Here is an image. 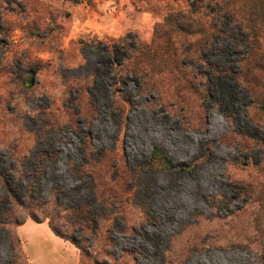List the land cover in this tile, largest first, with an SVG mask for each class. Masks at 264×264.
Wrapping results in <instances>:
<instances>
[{
	"label": "rangeland",
	"instance_id": "obj_1",
	"mask_svg": "<svg viewBox=\"0 0 264 264\" xmlns=\"http://www.w3.org/2000/svg\"><path fill=\"white\" fill-rule=\"evenodd\" d=\"M0 264H264V0H0Z\"/></svg>",
	"mask_w": 264,
	"mask_h": 264
},
{
	"label": "trees",
	"instance_id": "obj_2",
	"mask_svg": "<svg viewBox=\"0 0 264 264\" xmlns=\"http://www.w3.org/2000/svg\"><path fill=\"white\" fill-rule=\"evenodd\" d=\"M245 22L248 23L247 20H245ZM250 33H251V32H250ZM251 34H252V33H251ZM138 47H139V46H138ZM140 49H142V48H139V52H140ZM139 52H138V53H139ZM32 79H33L32 75L28 76V78H27V80H26V83L29 84V85H31V81H32ZM151 158H152V160H153L154 162L157 161V159H158V162L163 166V169H164V170L171 168V165L169 164L168 161H166L164 154H163L159 149H154V150H153ZM133 184H134V182H133ZM5 186H6V185H5ZM103 186H104V185H103ZM105 186H107V185L105 184ZM6 188H7L8 194H9V196H8L9 201L12 202V204H15V205H19V206H21V205H22V202H21L22 200L20 201V199H19L18 197L15 196V194L11 191L10 188H8V186H6ZM120 191H122V189H120ZM120 191H119V192H120ZM105 194H106V192H105ZM27 196L29 197V195H27ZM56 196H57V195H56ZM106 196H107V194H106ZM28 197H27V198H28ZM10 211H11V210H10ZM65 213H68V214L72 215L73 217H75V218H76V221H75V222L80 223V225H81L83 228L86 229V233H92V228L94 227V224H95V222H94V217L92 216V214L90 213L89 208H88L85 204L79 205V206L74 207V208H68V207H66V208H65ZM31 217H32L34 220L38 221V219H37L35 216L32 215ZM44 217H45V218H48V216H44ZM49 219H50V218H49ZM51 229H52L53 233H54L57 237H59V238H61V239H63V240H66V241L69 240V239H67V238L62 237V236L59 234V232L56 230V228H52V227H51ZM70 241H71V242H72L77 248H79L77 242H75L74 240H71V239H70Z\"/></svg>",
	"mask_w": 264,
	"mask_h": 264
},
{
	"label": "bare ground",
	"instance_id": "obj_3",
	"mask_svg": "<svg viewBox=\"0 0 264 264\" xmlns=\"http://www.w3.org/2000/svg\"><path fill=\"white\" fill-rule=\"evenodd\" d=\"M136 191V190H135Z\"/></svg>",
	"mask_w": 264,
	"mask_h": 264
}]
</instances>
